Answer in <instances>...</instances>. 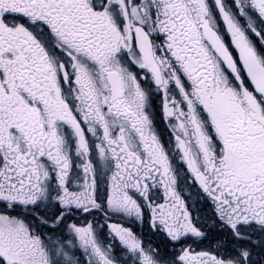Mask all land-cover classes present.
<instances>
[{
	"label": "snow or ice",
	"instance_id": "snow-or-ice-1",
	"mask_svg": "<svg viewBox=\"0 0 264 264\" xmlns=\"http://www.w3.org/2000/svg\"><path fill=\"white\" fill-rule=\"evenodd\" d=\"M0 264H264V0H0Z\"/></svg>",
	"mask_w": 264,
	"mask_h": 264
}]
</instances>
